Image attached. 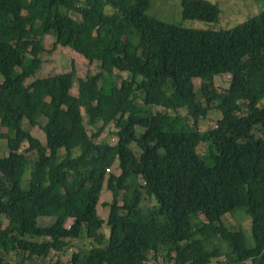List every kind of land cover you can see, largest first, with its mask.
<instances>
[{
	"label": "trees",
	"instance_id": "trees-1",
	"mask_svg": "<svg viewBox=\"0 0 264 264\" xmlns=\"http://www.w3.org/2000/svg\"><path fill=\"white\" fill-rule=\"evenodd\" d=\"M148 3L0 0V139L8 146L0 156V264L10 248L45 262L83 233L94 246L70 264H210L222 255L264 264V135H254L264 134V11L230 28L196 29L149 16ZM180 5L186 19L221 13L208 0ZM48 37L52 50L70 47L97 61V71L76 77L72 62L39 75ZM115 71L128 75L117 80ZM223 75L229 87L209 89ZM75 81L77 104H66ZM212 108L221 118L199 131ZM110 123L114 144L97 141ZM36 125L45 145L30 133ZM26 153L35 161L23 189ZM104 184L106 220L97 213ZM237 209L251 218L253 246L223 219Z\"/></svg>",
	"mask_w": 264,
	"mask_h": 264
},
{
	"label": "rangeland",
	"instance_id": "rangeland-1",
	"mask_svg": "<svg viewBox=\"0 0 264 264\" xmlns=\"http://www.w3.org/2000/svg\"><path fill=\"white\" fill-rule=\"evenodd\" d=\"M181 0H149L146 13L149 16L155 17L157 19L163 20L168 23L180 25L186 28H196V29H223L233 27L243 21H246L250 17L257 15L258 13L264 11V0H208L212 3H215L219 8H221V13H219V19L216 21H202L198 19H186L181 14ZM74 18L78 19L79 15L72 11L71 12ZM53 38L48 37L45 40L44 46L45 51L42 56L43 64L42 67L38 70L39 75H48L51 73H58L63 70H67L71 63H75L76 67V77H82L86 73H95L98 68V62L94 61L93 63H88L78 52L74 51L70 47L59 45L56 49L52 50ZM128 75L127 72L115 71L114 76L117 80L125 78ZM230 75L223 76H214L212 83L209 85V89H223L228 88L230 84ZM194 83V88L197 93V99L200 98L199 95V80L198 78L192 79ZM28 82V80L26 81ZM77 84L75 81L74 87H72L71 92L68 96L64 98V103L77 104ZM260 105L264 106V98L262 99ZM152 111L164 110L162 107L150 106ZM81 108V112H83ZM171 115H174V112L167 110ZM186 110L184 108L179 110V115L182 117L185 115ZM187 120L184 119V122H192L189 116H186ZM221 118V112L217 109L212 108L207 112L205 116L199 117L198 125L196 126L199 131L207 130L208 128L213 127L216 124V121ZM40 123L45 122V118H39ZM27 127V124H24ZM6 128V127H4ZM7 129V128H6ZM6 129H2L6 131ZM87 129L90 130V127L87 126ZM117 128L113 123L107 125L103 132L96 139L97 141L109 142V144H114L116 141L115 131ZM8 131V130H7ZM142 131L141 128L137 127L138 134ZM30 133L33 136H36L40 141L45 145L46 135L42 128L37 125L30 129ZM256 137H261L264 135L261 131L254 134ZM208 140H203L199 144L200 152L207 153ZM26 144L22 145V149H25ZM133 149L138 153V148L135 144L132 145ZM64 150L60 151V154L63 155ZM8 154L7 138L0 139V156ZM26 164H25V174L23 175L21 181V187L23 189L27 188L28 177L30 169L35 161L34 155L26 153ZM111 171L118 172L116 166H112ZM111 199V189L106 188V184L101 191L99 196V201L97 204V213L99 216L106 220L108 208L104 205L105 202H109ZM224 221L229 227L233 228H242L245 233L246 241L248 246H253V236L251 230V218L249 215H246L243 209H237L234 212L227 213L223 216ZM72 222V219H68L66 225L68 226ZM5 223H3L4 225ZM102 233L105 235L103 241V249L107 246V236H108V227L106 224H103L101 229ZM68 247L61 253H52L45 262L37 258L28 259L22 253H19L18 250L10 248L8 251L2 253L3 259L7 264H70L73 253L77 252L78 249H88L94 246V243L86 239L84 233L79 239H68ZM224 252L226 246H224ZM1 254V252H0ZM147 264H158L155 261L148 262ZM210 264H233L224 255L218 257L210 262ZM241 264H251V262L241 263Z\"/></svg>",
	"mask_w": 264,
	"mask_h": 264
}]
</instances>
